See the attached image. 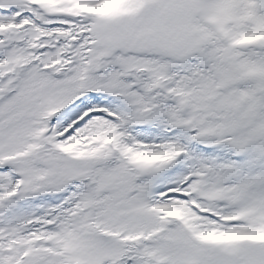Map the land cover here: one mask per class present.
<instances>
[{
	"label": "snow or ice",
	"instance_id": "6c2138e0",
	"mask_svg": "<svg viewBox=\"0 0 264 264\" xmlns=\"http://www.w3.org/2000/svg\"><path fill=\"white\" fill-rule=\"evenodd\" d=\"M0 264H264V0H0Z\"/></svg>",
	"mask_w": 264,
	"mask_h": 264
}]
</instances>
